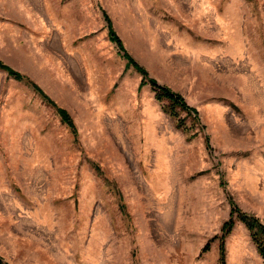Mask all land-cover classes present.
<instances>
[{
    "label": "rangeland",
    "instance_id": "1",
    "mask_svg": "<svg viewBox=\"0 0 264 264\" xmlns=\"http://www.w3.org/2000/svg\"><path fill=\"white\" fill-rule=\"evenodd\" d=\"M0 62V264H221L264 222V0H0Z\"/></svg>",
    "mask_w": 264,
    "mask_h": 264
},
{
    "label": "trees",
    "instance_id": "2",
    "mask_svg": "<svg viewBox=\"0 0 264 264\" xmlns=\"http://www.w3.org/2000/svg\"><path fill=\"white\" fill-rule=\"evenodd\" d=\"M111 38L117 43L119 46L120 50L125 53V57L132 63L138 71L144 74V79H146V72L144 69H142L124 50L122 41L120 40L119 37L116 36V34L111 31L110 32ZM0 65L7 69L11 74H14L15 76H18L17 73H14L12 70H10L7 66H5L2 62H0ZM142 83H145V80H143ZM150 85L152 88L157 92V97L159 100H168L172 103V105L175 107H180L182 110L186 111H191L194 113H197L195 108H191L187 102L184 100L183 97H181L178 94H175L172 92L169 88L160 85L156 80L150 79L149 81ZM44 96V95H43ZM46 98V96H44ZM169 113L178 120L179 127L183 128L185 131H188L189 129L183 124L181 120H179V116L175 111H170L168 110ZM60 114L63 116V118L67 121V123L74 129L76 130V127L74 125V122L67 116V113L63 109H59ZM236 221H240L243 223L246 228L248 229L251 239L257 246V249L260 253V255L264 259V222L251 214L244 213L242 212L239 207L233 204L231 213H230V218L224 225L222 229V235L221 236H216L215 239H221V264H227V259H226V249H225V240L226 238L232 233ZM214 239V240H215ZM207 251V250H206Z\"/></svg>",
    "mask_w": 264,
    "mask_h": 264
}]
</instances>
